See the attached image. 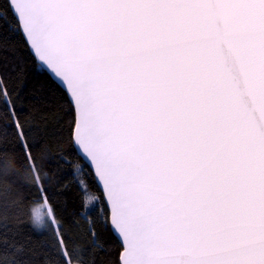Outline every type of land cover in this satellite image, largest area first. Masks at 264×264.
<instances>
[{
  "label": "snow or ice",
  "instance_id": "6c2138e0",
  "mask_svg": "<svg viewBox=\"0 0 264 264\" xmlns=\"http://www.w3.org/2000/svg\"><path fill=\"white\" fill-rule=\"evenodd\" d=\"M9 9L70 89L84 162L75 167L93 166L103 182L111 206L99 222L122 238L121 264H264V0H9ZM14 95L0 77V107L43 199L50 177ZM45 211L37 222L34 207L32 223L51 232L58 259L44 264H106L94 225L81 250L55 208ZM0 246L8 264H36L18 234L0 228Z\"/></svg>",
  "mask_w": 264,
  "mask_h": 264
},
{
  "label": "trees",
  "instance_id": "16d2710c",
  "mask_svg": "<svg viewBox=\"0 0 264 264\" xmlns=\"http://www.w3.org/2000/svg\"><path fill=\"white\" fill-rule=\"evenodd\" d=\"M4 10L8 11L10 26L0 27V77L7 89H16L13 100L18 97L20 119L31 129L28 139L31 153L39 158L38 163L48 172L50 180L45 182L47 191L41 199L35 186L28 181L27 161L11 126L12 119L0 107V163L14 162L6 175L0 172V228L10 237L18 234L19 241L36 264H44L46 259L55 261L58 257L51 232L36 229L32 223L34 207L35 211L39 207L49 210L54 207L55 215L68 230L71 246L81 250L88 248V229L94 225L106 249L103 252L97 249L96 259L106 264H120L122 247L110 224L106 227L99 222L102 215H109L104 196L88 165L83 172L75 167L84 162L71 141L75 112L68 106V96L40 66L22 32L16 30L8 0H0V11ZM62 155L71 164L63 163ZM77 181L87 189L86 194ZM96 197L100 200L96 201ZM82 198L91 206L89 209L82 210ZM88 215L92 217L91 222L86 219ZM13 258L10 251L0 246V264H8Z\"/></svg>",
  "mask_w": 264,
  "mask_h": 264
},
{
  "label": "water",
  "instance_id": "95a60500",
  "mask_svg": "<svg viewBox=\"0 0 264 264\" xmlns=\"http://www.w3.org/2000/svg\"><path fill=\"white\" fill-rule=\"evenodd\" d=\"M8 2H9V0H8ZM22 34H23L24 37H25V34H24V33H22ZM26 41H27V43H28V46L30 47L31 52L33 53V55H34L35 58L37 59V61H38V63L40 64V66H41L45 71H47V73L51 76V78L53 79V81H54L55 83H57V84H58V85H59V86H60V87L66 92V94H67V96H68V95L70 94V89H66V82H65V83H61L60 79H57L54 75H52L51 71H49V70L47 69V66H45V65L43 64V62L39 60V54L35 52V49H34L33 47H31V42H30V40H26ZM77 120H78V112H75V121H77ZM80 151H82V150H80ZM88 167L90 168V170H91L92 173H93V166L88 165ZM94 178H95V180H96V183H97L99 189L101 190V192H102V194H103V196H104V200H105V203H106L107 209L109 210V208H110V206H111V202H110V201H107V200L105 199L107 193H106V190L103 188V182H102V181H98L96 175H94ZM113 227H114L113 225H110V228H111V231H112L113 235L115 236V238L118 240V242H119L120 245H121V239H122V238L116 235V232H114V231L112 230ZM117 231H118V230H117ZM121 247H122V245H121ZM125 247H126V245H125ZM123 251H124V247H122V252H123ZM122 252H121V255H120V264H121V261H122V259H123V257H122Z\"/></svg>",
  "mask_w": 264,
  "mask_h": 264
},
{
  "label": "rangeland",
  "instance_id": "374dc122",
  "mask_svg": "<svg viewBox=\"0 0 264 264\" xmlns=\"http://www.w3.org/2000/svg\"><path fill=\"white\" fill-rule=\"evenodd\" d=\"M46 209L47 208H45V207H39L38 209H36L35 217H36L37 222H42L46 215H48L50 217V211L46 212L45 211Z\"/></svg>",
  "mask_w": 264,
  "mask_h": 264
}]
</instances>
